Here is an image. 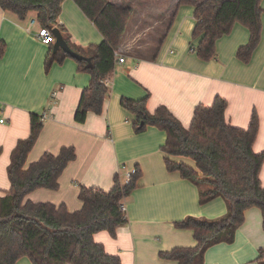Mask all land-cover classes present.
Instances as JSON below:
<instances>
[{"label": "crops", "instance_id": "0c3cea01", "mask_svg": "<svg viewBox=\"0 0 264 264\" xmlns=\"http://www.w3.org/2000/svg\"><path fill=\"white\" fill-rule=\"evenodd\" d=\"M117 6L129 4L133 14L117 53L125 58L106 78L109 95L100 115L89 113L85 123L75 121L83 91L90 76L79 73L77 63L66 59L46 71L50 45L38 39L40 24L31 25L36 14L25 21L0 9V39L7 44L0 59V197L11 189L8 167L20 140L31 133V114L42 116L39 139L29 154L25 168L45 153L58 155L63 147H74L77 159L70 163L59 180V190L39 189L25 202L65 205L75 213L83 208L80 187L110 191L116 176L123 183L136 168L142 172L139 187L124 202L129 223L117 231L95 234L97 243L123 264H178L160 258L161 252L197 245L193 232L175 228L187 217L214 220L228 212L226 202L216 198L205 205L199 201L198 187L166 168L165 132L148 127L137 134L136 116L121 105L123 98L147 99L151 114L165 106L189 128L200 105L211 106L216 97L227 100V121L247 129L254 113L259 132L254 144L257 154L264 153V13L262 39L250 63L238 60L240 47L249 43V30L236 24L232 32L217 42V58L202 61L191 52L196 25L194 7L182 5L164 35L151 36L155 27L165 25L177 0H112ZM170 3L171 6H170ZM167 7H173L167 12ZM264 12V0L261 2ZM72 42L86 49L98 45L103 36L72 0L63 4L58 20ZM166 27V29H167ZM165 29V30H166ZM195 168L191 159L172 158ZM264 188V164L260 173ZM264 250V226L258 208L248 209L245 221L232 244L210 248L204 264H258ZM16 264H32L21 258Z\"/></svg>", "mask_w": 264, "mask_h": 264}, {"label": "trees", "instance_id": "16d2710c", "mask_svg": "<svg viewBox=\"0 0 264 264\" xmlns=\"http://www.w3.org/2000/svg\"><path fill=\"white\" fill-rule=\"evenodd\" d=\"M65 1L0 0V9L13 13L21 21L35 13L41 28L58 29L74 52L91 59L90 64L73 59L62 50L54 54V44H51L45 63L49 72L54 64L73 59L78 72L90 76V84L83 91L75 115V121L83 124L89 113L100 115L103 112L109 95L105 80L116 69V53L134 10L130 6H117L112 0H72L103 36L100 44L84 49L76 46L67 30L58 23ZM262 1L177 0L165 32L170 29L180 6L194 7L196 25L192 41L196 44L191 45V52L209 62L217 58V42L229 35L236 24H241L249 30L250 40L239 48L237 58L248 64L262 39ZM6 50V42L0 39V59ZM121 105L136 116L133 126L137 134L144 133L148 127L165 132L167 140L162 152L166 155V168L198 187L201 205L222 198L228 207L227 214L218 219L190 216L176 222L175 228L193 232L197 245L161 252V259L178 264H204L210 248L234 243L245 213L251 208L261 211L264 226V188L260 179L264 153L257 154L253 149L259 132L256 113L249 128L235 127L226 119L227 100L218 96L211 106H198L190 127L185 128L165 106L151 114L147 99L123 98ZM43 127L42 116L31 114L30 136L20 140L12 152L8 167L11 189L0 197V264H16L24 257L32 264H123L118 256L108 254L94 236L108 232L114 237L129 223L124 202L139 187L141 170L136 168V173L126 183L116 176L108 192L80 187L79 200L83 208L75 213L69 212L65 205L25 202L29 194L39 189L58 191L61 176L77 159L74 147H63L58 155L45 153L39 161L25 168ZM172 158L191 159L195 168ZM257 263L264 264V250L259 252Z\"/></svg>", "mask_w": 264, "mask_h": 264}, {"label": "water", "instance_id": "95a60500", "mask_svg": "<svg viewBox=\"0 0 264 264\" xmlns=\"http://www.w3.org/2000/svg\"><path fill=\"white\" fill-rule=\"evenodd\" d=\"M53 36L55 38V43L53 46V53H57L59 50L64 51L67 55H69L70 57H72L73 59H76L78 61H86L88 63L91 64V59L90 58H85L81 55H79L78 53L74 52L69 45L67 44V42L65 41L63 35L61 34V32L58 29H54L52 31Z\"/></svg>", "mask_w": 264, "mask_h": 264}, {"label": "built area", "instance_id": "2783aa9c", "mask_svg": "<svg viewBox=\"0 0 264 264\" xmlns=\"http://www.w3.org/2000/svg\"><path fill=\"white\" fill-rule=\"evenodd\" d=\"M31 25H35V24H39L38 21L36 19H32L31 22H30ZM38 39L46 44V45H51V44H54L55 43V38L53 36V33L51 30L49 29H46V28H41L39 34H38ZM116 58L118 60V63L122 64L125 62V58L122 57L119 53H116ZM105 83H106V80H105ZM4 121L3 120H0V123H3ZM136 173V169H134L133 171H131L129 174H128V179L134 175ZM128 181V180H127ZM124 209H125V206H124Z\"/></svg>", "mask_w": 264, "mask_h": 264}, {"label": "rangeland", "instance_id": "374dc122", "mask_svg": "<svg viewBox=\"0 0 264 264\" xmlns=\"http://www.w3.org/2000/svg\"><path fill=\"white\" fill-rule=\"evenodd\" d=\"M171 1V0H170ZM172 3H170V6H171ZM176 5L177 3H175V6H174V11H175V8H176ZM123 6H130L129 4H125ZM131 7H135V10L138 9V7L135 5V6H131ZM168 10L167 12H169L170 10H172L173 7H167ZM174 13V12H173ZM172 13V15H173ZM171 15V16H172ZM165 29H166V26L165 25H159L157 27L154 28V30L151 31V36H160V35H164L165 34ZM194 162V161H192Z\"/></svg>", "mask_w": 264, "mask_h": 264}]
</instances>
